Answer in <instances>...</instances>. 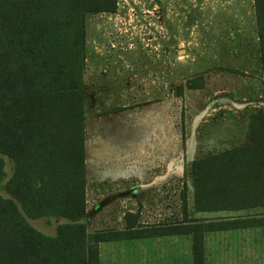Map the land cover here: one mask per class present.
I'll use <instances>...</instances> for the list:
<instances>
[{"label":"trees","instance_id":"1","mask_svg":"<svg viewBox=\"0 0 264 264\" xmlns=\"http://www.w3.org/2000/svg\"><path fill=\"white\" fill-rule=\"evenodd\" d=\"M254 9L264 79V0ZM116 10L117 0H0V185L2 158L12 163L0 195V264H100L102 243L185 235L192 264H204L202 223L135 228L138 216L127 214L122 230L87 232L85 19ZM203 87L191 79L176 96ZM190 174L197 212L264 208V111L249 115L242 147L193 161ZM44 217L64 221L52 237L26 221Z\"/></svg>","mask_w":264,"mask_h":264},{"label":"rangeland","instance_id":"2","mask_svg":"<svg viewBox=\"0 0 264 264\" xmlns=\"http://www.w3.org/2000/svg\"><path fill=\"white\" fill-rule=\"evenodd\" d=\"M120 7L116 16L89 13L85 19L83 83L88 136L96 124L93 106L96 109L97 99L100 106L110 103L129 105L132 122L139 119L140 110L142 113L153 112L157 107L161 110L164 131L165 176L162 181L148 183L147 190L142 191L146 196L141 202L126 197L124 193L127 192L122 188L107 184L97 187L89 180L86 185V225L90 234L122 230V214L137 206L140 207L142 226L175 225L183 221V194L187 211L193 206L191 167L186 161H181L184 144L180 140L179 166L170 165L167 149L170 148L171 129L176 127L181 132L188 127L193 135L204 134V144L199 143L198 147L206 145L208 148H198L197 155L207 157L221 151L213 148L214 141L219 137L226 138L234 130L239 134L241 131L242 135L247 117L254 111H264V79L252 14H243V19L233 20L228 16L224 22L208 23L203 21L202 0H145L139 6H133L134 12L130 18L127 6L120 2ZM228 9L238 11L235 5ZM245 10L244 7V13ZM172 16L178 19L172 21ZM122 35H125V39ZM123 49L130 50V54H123ZM123 58L132 65L130 79L124 87L128 96H124L119 82L115 85L99 80L102 75L106 77V74L112 76L117 73V64ZM198 75L203 76L207 89L196 95L192 93L187 99H184L185 93L183 97H177L178 87L191 79L196 80ZM126 116L123 115V118ZM117 136L121 137L120 134ZM130 136L125 135L121 141L132 145L131 154L136 145L152 147L150 128L143 134L132 132ZM2 159L4 183L11 176L12 163L6 157ZM172 168H175L177 175L172 173L171 178ZM87 173L91 178L102 180L101 173L91 174L90 169ZM2 184L0 195L7 198ZM190 219L194 220V216L189 213L184 220ZM26 221L49 237L54 236L56 227L64 223L61 219L48 217L36 220L26 218ZM103 254L104 264H138L118 261L117 258L113 261L108 259H111V255L139 254L178 255L179 264H188L191 240L180 236L153 242L135 240L113 243L105 246Z\"/></svg>","mask_w":264,"mask_h":264},{"label":"crops","instance_id":"3","mask_svg":"<svg viewBox=\"0 0 264 264\" xmlns=\"http://www.w3.org/2000/svg\"><path fill=\"white\" fill-rule=\"evenodd\" d=\"M171 3V7L173 8V1H171ZM234 5L238 8V11L228 9L233 8ZM244 7L246 8L245 13L243 11ZM175 8L178 10L177 3H175ZM243 14H252V18L254 19V23L252 24H254L257 33L254 0H245V2L244 0H202L203 21L208 23L224 22L227 18H229L228 16H231L230 18L233 20L237 18L243 19ZM177 19V17H171L172 21ZM249 19L251 21V17ZM122 38L125 39V35H122ZM123 54H130V50L125 51V49H123ZM117 65H119L117 67V73L112 76H107L108 74H106L107 78L102 75V78L99 80L106 81V84L114 83L115 85L119 82L120 86L123 88L124 96H128V92H125L124 87L128 84L127 82L130 79V70L132 66L131 62L129 60L125 61L123 58ZM198 77H202L203 79L202 75H198ZM120 79H122V81H120ZM203 82L204 87L202 89L185 90L184 99H187V97L192 93H195L194 95H196L207 89V83L204 79ZM96 101V109L95 106H93L95 110L96 124L91 128L89 136L85 117L84 147L86 185L89 180H91L92 183H95L97 187L105 184L108 186L113 185L126 190L127 193H124L126 197H129L136 202H141V200L146 196L142 191L147 190L146 188L148 183L153 181H162L164 179L163 176H165L163 171L164 131L162 126L161 110H158L157 107L153 109L155 110L153 112L145 111V113H142L140 110L139 119H133L132 122V112L128 109V107H130L129 105L125 106L123 103L122 105H112L110 103L106 106H100L98 99ZM123 115L128 116L123 118ZM118 116L121 117L118 118ZM247 124L248 117L246 124L243 127L242 135L241 131L239 134L234 130L226 138L219 137L217 141H214L213 148L221 149V151L213 155L223 153L233 148L242 147L245 144ZM148 128L151 129L152 138L150 140L152 147L148 145L141 147L142 144L140 146L136 145L133 149L134 152L132 153V158V154L130 153L132 145L123 143L121 139L125 135H128V138H130L132 132H142L143 134L148 130ZM171 131L170 148L167 149V151H169V154L167 155L170 159V165L176 168L179 166V140L182 144H184V154L181 157V161H186V163L191 167L193 161L206 158L201 155L199 156V154L197 155L198 148L202 147V150H204V148H208L206 145L198 147L199 143L201 144L205 141L204 134L200 136L195 133L193 135V132H190L188 127L181 132L176 127L172 128ZM119 134L121 137L117 136ZM89 169L91 174L101 173L102 180H99L96 177H89L87 173V170ZM170 172L171 178L172 173L175 176L177 175L175 168L170 169ZM139 209V206L127 209L125 211L126 213L124 215L122 214L123 221L127 214L137 215L138 220L134 226L135 228L141 227L145 229L157 226H142L140 222L141 217H139L141 215V211H139ZM96 212L100 213L99 211ZM189 213L193 214L194 220L190 219L187 221H192V223H202L203 225L210 226L208 231L203 233V243L205 249L204 264H264V226L257 224L249 226L248 224L249 221H259V219H264V208L237 211L197 212L192 206L190 211H187L186 208L187 217ZM183 221L185 220L183 219ZM229 222H233L235 229L223 228L222 225ZM174 237L178 238L180 236L147 237L139 239L138 241L153 242L158 239H172ZM185 237L191 240L192 244L191 235H185ZM113 243L122 242L102 243L99 245L100 264H104L103 250L105 246ZM231 245L233 246V252L231 251ZM111 256H109L111 257V259H108L109 261H113L114 258H117L118 261H133L138 262V264H157L159 262L179 264L178 255H167L168 257L150 254ZM192 263L193 259L191 254L188 259V264Z\"/></svg>","mask_w":264,"mask_h":264},{"label":"built area","instance_id":"4","mask_svg":"<svg viewBox=\"0 0 264 264\" xmlns=\"http://www.w3.org/2000/svg\"><path fill=\"white\" fill-rule=\"evenodd\" d=\"M145 0H117V10L114 13V15H118L119 9L120 7V2H122V4L124 6H127V11H128V17L130 18L131 15H133L134 9L133 6H139L140 4H142ZM112 15V14H111Z\"/></svg>","mask_w":264,"mask_h":264},{"label":"water","instance_id":"5","mask_svg":"<svg viewBox=\"0 0 264 264\" xmlns=\"http://www.w3.org/2000/svg\"><path fill=\"white\" fill-rule=\"evenodd\" d=\"M179 55H181V53H179Z\"/></svg>","mask_w":264,"mask_h":264}]
</instances>
